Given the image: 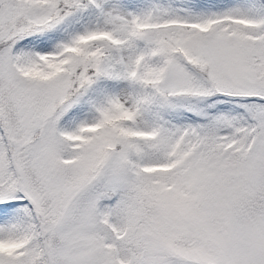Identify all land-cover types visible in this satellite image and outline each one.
Instances as JSON below:
<instances>
[{"label":"snow or ice","instance_id":"obj_1","mask_svg":"<svg viewBox=\"0 0 264 264\" xmlns=\"http://www.w3.org/2000/svg\"><path fill=\"white\" fill-rule=\"evenodd\" d=\"M0 264H264V0H0Z\"/></svg>","mask_w":264,"mask_h":264}]
</instances>
